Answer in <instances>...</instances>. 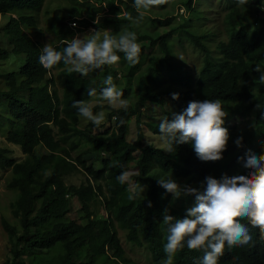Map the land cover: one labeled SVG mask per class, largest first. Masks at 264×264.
<instances>
[{
  "label": "trees",
  "instance_id": "1",
  "mask_svg": "<svg viewBox=\"0 0 264 264\" xmlns=\"http://www.w3.org/2000/svg\"><path fill=\"white\" fill-rule=\"evenodd\" d=\"M63 1L69 5L67 15L48 20V30L58 41L53 46L56 50H62L64 45L59 42L70 39L75 30L92 27L113 35L124 30L135 32L141 47L140 62L146 49L152 53L149 64L136 75L135 84L139 86L133 93L129 82L140 63L129 64L123 53H118L117 67L105 66L87 77L69 73L61 62L51 70L64 75L56 82L52 74L48 75L50 70L39 63L42 44L29 34L38 28L45 0H0V16L8 15L3 32L9 47H0V62H19L15 72L6 74L7 90L0 91V135L17 146L23 156L17 161L12 150L0 147V171L10 173L5 187L17 192L11 208L21 229L18 232L7 219H1L12 244L11 258L3 264H23L24 256L29 264H137L126 252L144 244L150 264H162L167 242L162 214L167 209L175 219L185 216L172 208V194L157 179L163 176L177 180L188 175L182 162L199 176L203 165L177 144L171 153L145 146L140 132L129 141L130 125H142L143 117L151 118L154 112L150 108L163 107L166 98L177 110L174 115L182 114L190 102L206 97L221 100L225 110L230 103L231 116L238 114L244 123L230 128L226 156L215 162L202 161L206 165L202 191L207 177L221 180L225 176H247V154L264 155V86L256 84L260 73L254 70L264 61V0H249L245 6L237 0H220L223 17L217 29L211 27L214 24L208 25L207 6L198 9L201 0H166L145 12L139 23L128 19L129 13L133 19L138 16L134 0ZM175 7L185 13L169 16ZM98 17L99 23L94 24ZM179 52L195 58L198 83L193 82L192 71L187 70ZM108 75L123 91L129 106L125 111L103 103L94 105V113L109 110L106 117L112 128L93 133L91 122L80 127L83 117L73 104L96 98L88 96L89 87H96L99 96ZM173 94L179 98L174 100ZM132 97L136 99L133 102ZM158 112L159 108L152 122L144 123L154 134H160V118L174 116L171 111L161 112L162 117ZM241 137V146H237ZM115 161L119 166H113ZM125 170L139 173L132 179L144 188L142 196L132 201L128 199V185L117 180ZM78 173L82 176L79 184L66 183ZM179 199V204L189 209L195 205L193 195ZM92 211L97 212L95 219ZM241 222L248 224L246 220ZM248 226L251 242L234 247L236 250L228 255L224 253L218 264H264V233ZM119 230L125 231V239L131 244L127 251ZM56 245L61 246L57 257L44 253ZM203 255V251H192L185 245L173 264H202Z\"/></svg>",
  "mask_w": 264,
  "mask_h": 264
},
{
  "label": "clouds",
  "instance_id": "2",
  "mask_svg": "<svg viewBox=\"0 0 264 264\" xmlns=\"http://www.w3.org/2000/svg\"><path fill=\"white\" fill-rule=\"evenodd\" d=\"M165 2L166 0H134V8L138 16L133 19L129 13L128 19L133 23H139L144 19L145 12ZM237 3L245 6L249 0H237ZM201 5L198 9L202 10ZM177 13L185 12L180 7L177 8ZM96 23H99V20ZM68 26L76 29L74 24L69 23ZM80 30H75L70 39L59 42L64 45L62 50L53 47L58 41L53 46L46 44L42 48L39 63L44 69L50 70L48 75H51L54 67L63 62L69 73H78L87 77L90 72L116 65L120 61L118 53H123L126 61L133 66L140 63L141 47L135 32L124 30L119 35H113L109 31H96L92 27ZM88 30L90 34L78 36L82 31ZM185 64L187 70L192 71L193 82L197 80L198 83L200 77H198L197 63L192 64L185 60ZM254 70L260 73L256 84L264 86V61L257 63ZM102 83L103 87L99 90L97 100L76 101L73 104L78 110V115L90 121L97 129L104 124L105 113L103 111L94 113L95 103L107 102L113 109L125 111L129 106L128 100L123 98V91L117 87L111 75L105 77ZM86 90L89 97H97L96 87H89ZM172 98L178 99V94H173ZM167 102H169L168 111L174 115V112H177L176 108L169 98H166L164 104ZM164 104L163 107L150 109L155 112L159 108L161 112H167ZM229 106L230 103L225 110L221 100H210L207 97L203 101H192L182 114L174 115L172 119H168L167 116L163 118L161 115L162 118L158 120L161 135L150 132L145 124L151 141L145 140L147 136L141 128L142 125L136 126L135 139L140 132L143 145H151L171 153L175 150L174 145L177 144L187 156H191L197 164L203 165L199 176L194 175L190 166L182 162V169L187 171L188 175L177 180L163 176L157 179L158 184L172 194L174 203L172 208L181 210L179 213L185 216L183 219H175L167 209L162 214L163 225L167 226V242L164 245L166 259L162 264H173L175 256L185 248V245L189 250L204 252L202 264H218L224 253L228 255L236 250L234 247L251 242L248 225L264 233V155L257 156L249 152L244 164V167L250 170L247 176L239 175L232 178L225 176L221 180L207 177L206 188L202 191L206 177V165L203 162L219 161L223 155L226 156L230 128H236L237 125L244 123V119L238 114L231 116ZM147 110L148 108L144 111L145 115ZM144 118L146 119L145 116L143 120ZM157 138L164 141L165 145H157L155 141ZM241 142L242 137L237 139V146H241ZM195 153L198 159L194 156ZM113 166H119V162H113ZM133 175L139 173L125 170L117 177L121 185H128L130 201L142 196L144 192V188L133 181ZM187 195L195 196V205L190 209L188 205L184 207L179 204V197ZM151 206L149 203V207ZM244 220L248 222L247 225L241 222ZM119 231L122 242L123 233Z\"/></svg>",
  "mask_w": 264,
  "mask_h": 264
},
{
  "label": "rangeland",
  "instance_id": "3",
  "mask_svg": "<svg viewBox=\"0 0 264 264\" xmlns=\"http://www.w3.org/2000/svg\"><path fill=\"white\" fill-rule=\"evenodd\" d=\"M201 1H202L201 6L203 8L205 6H207L206 15L209 17L208 25L211 26L212 24H214L211 27H215L217 29V25L221 26V21H222V17H223L222 3H220V0H201ZM68 7H69V5L63 0H45L44 6L39 13L40 22H39L38 28L36 29V32H34V33L29 32L31 37L34 40H38L42 44L43 47L46 44H50L51 46H53L55 44V42H57V41H55V37L51 33V31L48 30V20L51 17L66 16ZM46 10L48 11V14L44 13ZM176 14H177V7H175V10L173 12H169V16L174 17ZM160 16H163V15H160ZM7 20H8V15L7 16H0V47L9 50V47L6 46V38H5V35L3 32V26ZM97 20L100 21V17H98L96 19V21ZM96 21H94V23H96ZM163 30L164 29L162 28L161 31H163ZM31 31H34V30H31ZM86 34H90L89 30L87 32L82 31L81 33L78 34V36L83 37ZM151 53H152V50H150V49L145 50V56L143 57V59L140 62V65L138 68L139 70H137V72H135L134 78L131 79L129 82V88H131L132 93L137 91L138 86H139V85L136 86V84H135L136 75L139 71L143 70L145 68V66H147L149 64V59H150ZM179 54L187 62H191L192 64H195V62H194L195 58L192 56L191 53L190 54H187V53L183 54L182 52H179ZM11 57H13V56H11ZM18 63L19 62L17 61V59H9L7 62H0V91H6L7 90L6 83H5L6 74L10 73V72H15L16 68L18 67ZM115 66L117 67L118 64L113 65L111 67L114 68ZM51 74L56 79V82H57V78H62L64 76L63 74L60 75L59 73H55V72H52ZM117 87H119V86H117ZM98 97L99 96H97L94 100H97ZM94 100H92V101H94ZM130 100L133 102L136 99H134L132 97ZM102 103L104 105L110 106L107 104V102H102ZM97 104H101V103H95L94 105H97ZM164 107L168 111L169 102L165 103ZM100 111H103L105 113V122H104V124L101 125V127L99 129H97L96 127H90L89 129H91L93 131V133H103L105 131H110L112 128V126H111L112 123L109 122L107 120V117H106L107 114L109 113V110L103 109V110H99L98 112H100ZM154 113L155 112L150 113L151 118H148V119L144 118V120L142 122L141 128H142L144 134H146V136H147V138L145 139L146 141H151L152 139L148 138V136L150 134L146 131V127H145L144 123H147V121H152L153 117H154ZM158 115L161 116L162 113L158 112ZM89 122L90 121H87V120H85V118H83L82 124L80 125V127L87 126L89 124ZM1 128H3V127H1ZM136 133H137L136 124L133 122L130 125L128 140L129 141L135 140ZM155 141H156L157 145H160V146L165 145L164 141H162L160 138H157ZM0 147L4 148V149L12 150L13 151L12 156L17 161H20L23 158L19 148L17 146H14L12 144L7 143L3 139L2 135H0ZM9 178H10L9 172L0 171V264H3L6 260L11 258L10 250H11V245H12L8 239L7 234L2 229L1 219L2 218L7 219L8 222L12 226H14L18 229V232L21 231V229L19 227V220L13 217L12 208H11V204L13 202H15L17 199V192L10 191L5 187ZM81 180H82V176L80 175V173H78L75 176L73 175V176L69 177L68 179H66V183L67 184L71 183V184L77 185L80 183ZM100 212H101V215H104V212L102 210ZM92 213H93V218L95 219L97 212L92 211ZM118 233H120V231H118ZM121 233L125 234V232H123V231H121ZM123 234H121V235H122V238L124 240H122L121 243L125 247V250L127 251L126 247L130 246L131 244H129L125 241L126 239H125V236ZM60 252H61V246L56 245L53 249H51L50 251L44 252V253H47L53 257H57L60 254ZM148 254H149V252L146 249L145 244L142 245L141 247H131L130 250L128 252H126V256H130V258L134 261V263L136 262L137 264H150ZM22 261H23V264H29L28 261L26 260V256L23 257Z\"/></svg>",
  "mask_w": 264,
  "mask_h": 264
}]
</instances>
